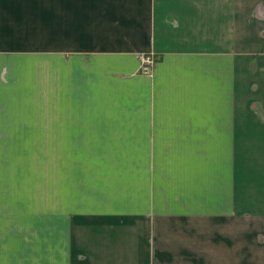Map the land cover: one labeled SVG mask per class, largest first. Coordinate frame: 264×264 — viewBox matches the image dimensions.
Instances as JSON below:
<instances>
[{"label": "crops", "instance_id": "crops-1", "mask_svg": "<svg viewBox=\"0 0 264 264\" xmlns=\"http://www.w3.org/2000/svg\"><path fill=\"white\" fill-rule=\"evenodd\" d=\"M250 216L264 0H0V264H146L144 220Z\"/></svg>", "mask_w": 264, "mask_h": 264}, {"label": "rangeland", "instance_id": "rangeland-1", "mask_svg": "<svg viewBox=\"0 0 264 264\" xmlns=\"http://www.w3.org/2000/svg\"><path fill=\"white\" fill-rule=\"evenodd\" d=\"M256 110L259 112V108ZM218 142L210 140L209 146L206 141H199L197 146L183 144L178 152L183 154L196 150L200 153L205 148L209 153L208 163L214 164ZM160 161L164 163L163 158ZM162 164L161 167H163ZM166 175L167 173H161L162 177ZM145 190L147 191V188ZM144 221L150 234L147 238L149 240L147 251L150 249L148 251L150 259H147L146 264H218L217 245L223 243L232 247L234 230L237 233V239L241 240V264H250L247 257L249 253L246 251L251 245V254L258 259L259 264H264V255H262L264 253L261 250L264 248V219L262 218L250 216L220 221L219 219L179 217L160 221ZM228 232L230 236L227 235ZM255 246L259 251L254 250Z\"/></svg>", "mask_w": 264, "mask_h": 264}, {"label": "built area", "instance_id": "built-area-1", "mask_svg": "<svg viewBox=\"0 0 264 264\" xmlns=\"http://www.w3.org/2000/svg\"><path fill=\"white\" fill-rule=\"evenodd\" d=\"M138 60L140 63V71L148 72L150 66L154 63L153 55H139Z\"/></svg>", "mask_w": 264, "mask_h": 264}]
</instances>
